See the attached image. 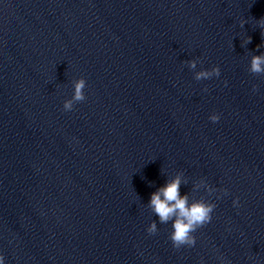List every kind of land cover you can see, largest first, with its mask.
I'll return each instance as SVG.
<instances>
[{
  "label": "clouds",
  "instance_id": "clouds-1",
  "mask_svg": "<svg viewBox=\"0 0 264 264\" xmlns=\"http://www.w3.org/2000/svg\"><path fill=\"white\" fill-rule=\"evenodd\" d=\"M243 25V21L241 22ZM258 27L262 30L261 35L264 36V18L257 21ZM251 43V38L246 41ZM260 47L259 45L257 46ZM190 69L197 68V61L191 60L188 62ZM249 71L253 74H264V54L253 55L250 60ZM219 67H213L210 70L195 71V79H209L213 76H219ZM86 81L80 78L74 82V95L72 99L64 102V109L71 110L75 102H81L85 99L84 89ZM213 122L219 120L217 114L209 117ZM181 178L175 177L158 191L152 193L149 207L153 213L159 218L161 224L172 222V232L170 240L175 248L181 246H194L195 236L193 233L200 227L208 224L212 219V213L216 205L204 200H196L189 203L187 195L180 194ZM235 203V201H234ZM149 234L157 232V224L153 221L147 228ZM4 257L0 256V264H3Z\"/></svg>",
  "mask_w": 264,
  "mask_h": 264
}]
</instances>
